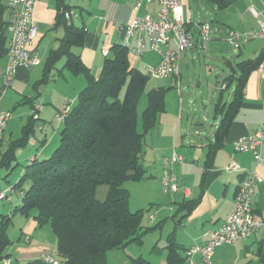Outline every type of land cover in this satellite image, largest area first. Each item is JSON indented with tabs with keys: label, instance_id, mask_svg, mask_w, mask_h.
I'll return each mask as SVG.
<instances>
[{
	"label": "crops",
	"instance_id": "obj_1",
	"mask_svg": "<svg viewBox=\"0 0 264 264\" xmlns=\"http://www.w3.org/2000/svg\"><path fill=\"white\" fill-rule=\"evenodd\" d=\"M134 1L69 0L73 6L71 10L76 14L71 18L72 23L83 26L85 30L84 44L75 51L79 53L81 60L95 77L99 75L105 57L111 55V46L122 42V32L118 26L130 22L135 14L140 15L147 10L156 14L158 9L156 0L149 5H142L137 12L133 11ZM183 1L185 0H181L182 5ZM211 4L222 11L217 12L220 23L222 22L221 26L214 27L211 32L212 26L209 24L210 38L205 46L212 50L210 58L216 60L218 59L216 51L221 41H227L226 35L230 29L246 31L257 27L258 21H264V0H229L223 7L215 3ZM251 7L257 14L250 10ZM55 13L54 0H36L32 15L37 34L32 47L37 52L40 62L29 68H16L9 87L14 86L18 90L4 88V80L0 77V109H14V104L17 105L20 97L22 101L28 102L30 108L32 98L41 102L39 119L35 121L37 124L34 123V128L38 125V129L31 133L25 146L15 150L16 161L19 164L20 161L27 163L35 157L44 159L52 154L55 146L59 144L58 132L63 126L62 123L54 124L55 113L64 107L67 100L75 102L78 92L86 85L82 74H73L63 67L65 59L62 57L51 69L48 82L34 86L42 75L47 53L57 47L58 39L63 35V28L54 26ZM188 13H190V23H209L201 18L195 21L191 11L185 13L186 17ZM137 36L138 33L131 36L127 46L128 64L143 72L142 69L146 66L159 61V55L145 48L140 57H137L132 50L136 46ZM198 47L197 45L183 51L178 61L177 74L165 78L175 82L176 79L180 80L181 64L187 63L189 58L193 59L195 54L203 56L204 53L201 54V49ZM239 49L240 57L236 65L243 60L256 58L264 50V39H252L242 44ZM103 50H106V55L101 52ZM4 63L5 58L0 60V68ZM207 66L209 71H223L213 63H207ZM237 72L236 70V74ZM223 80L219 87L222 86ZM173 81L172 83H175ZM171 85L170 83L166 88L172 89ZM233 89L234 85L228 101L222 100L223 93L220 90L212 113L214 124H208L209 128L201 135L200 132L195 131L199 135L197 138L188 133L191 124H181L182 110L176 103L172 102V111L168 114L164 99V110L157 115L156 125L148 131L142 142L141 162L146 169L145 177L136 182L132 181L129 188L126 187L130 193L129 201L133 197V208L145 209L141 222L143 232L141 242L123 247L125 252L109 250L106 253V264H128L131 257L139 256L150 264H167L166 247L169 239L175 241L181 257H184L185 248L194 243L204 242V231L221 224L231 212L236 191L242 181L243 173L224 170V166L231 160L247 170H255L261 176L262 180L254 187L251 207L256 217H264V144L260 146L261 161H256L251 152H237L233 147L235 140L251 134L259 126L258 124L264 121V72L255 68L248 74L239 107L234 112L226 138L222 145L215 149L211 161L208 159L207 153L214 142V133L223 113L227 111V104L233 98ZM30 115L31 113L27 115V119ZM7 122L0 143V146L5 144L4 150L10 141L21 136V128L26 123L16 124L13 116ZM174 152L182 157V160L173 166L178 179V189L174 192L164 191L161 176L163 168L166 167L165 158ZM0 190L5 188L0 187ZM10 198L5 201L12 202L13 196L11 195ZM20 200L21 196L18 195L17 202L12 204V208L19 204ZM5 207V212L9 213L11 207ZM146 212L148 216H145ZM33 215L35 214L32 213L30 217L25 216L24 219L18 218L17 222H13L18 226V231L13 232L12 236L8 233L11 239L5 257L8 264H27L41 259L44 253L53 255L55 249L51 247L50 241L44 240L40 234ZM262 257H264V225L249 237L238 239L234 244L219 245L212 254L211 264H264ZM60 259L59 262L64 264ZM1 264L4 263L1 261ZM178 264L187 263L182 260Z\"/></svg>",
	"mask_w": 264,
	"mask_h": 264
},
{
	"label": "trees",
	"instance_id": "obj_2",
	"mask_svg": "<svg viewBox=\"0 0 264 264\" xmlns=\"http://www.w3.org/2000/svg\"><path fill=\"white\" fill-rule=\"evenodd\" d=\"M54 1V26L62 27L63 35L58 39L57 47L47 53L42 75L34 86L48 82L51 69L62 57L65 59L63 67L73 74H82L86 85L78 92L75 102L70 105V112L63 119L62 129L58 132L59 144L52 154L25 163L17 182L7 187L9 197L14 192L21 196V200L9 213L0 211V260L7 256L11 243L8 227L13 216L28 217L35 211L33 216L38 226L50 223L56 238L57 255L64 264H106L109 250L141 242L145 209L129 210L130 193L123 185L145 177L146 169L141 162L142 142L156 125L157 115L164 110L167 88L148 89L147 104L139 116L141 129L138 130L137 102L149 80L148 74L131 67L127 46L115 43L110 48L111 55L105 57L100 73L95 77L75 51L84 44V27L74 25L71 20L67 22L64 16V12L73 6L69 0ZM207 1L219 7L229 2ZM5 2L0 0V60L5 58L8 41V7ZM263 57L264 50L256 58L239 62L238 74L231 67L233 72L223 80L225 86L221 90L234 82L233 98L214 133V142L207 153L209 161L226 138L248 74ZM38 119L31 113L21 128V136L9 142L0 156V171L10 174L19 165L15 150L26 145ZM102 184L107 186V191L100 201L95 193ZM166 248L167 264L185 260L179 255L173 239H169ZM43 263L37 259L27 264ZM128 264L150 263L139 256L131 257Z\"/></svg>",
	"mask_w": 264,
	"mask_h": 264
},
{
	"label": "built area",
	"instance_id": "obj_3",
	"mask_svg": "<svg viewBox=\"0 0 264 264\" xmlns=\"http://www.w3.org/2000/svg\"><path fill=\"white\" fill-rule=\"evenodd\" d=\"M154 0H135L133 11L139 10L142 5H149ZM158 9L156 14L147 10L143 14H135L132 20L126 24L119 25L122 32V44L129 45L131 36L138 33L134 53L140 57L145 48L159 55V61L145 67L148 76L171 77L178 71L179 58L183 51L199 46L204 50L210 38V26L207 22L190 23V13L185 16L181 0H156ZM8 7V41L5 63L0 68V77L3 78L4 88L11 85V81L17 67L29 68L39 64L40 59L32 47L37 34L36 24L33 18L36 0H6ZM254 13L255 10L251 7ZM76 14L70 10L64 12L67 22ZM256 38L264 39V21H258V26L246 31L230 29L226 35L227 42L231 47L239 49L242 44ZM173 46H172V45ZM104 55L106 50L101 51ZM256 69L264 72V57L258 63ZM225 86L222 84V88ZM72 101L67 100L64 107L57 111L54 120L62 123L71 110ZM41 102L33 100L32 114L39 118ZM12 117V112L0 109V141L2 140L7 121ZM249 135L238 138L233 142L234 150L237 152H251L256 161H261L260 146L264 144V121ZM182 160L181 155L172 153L165 158L166 167L161 176L164 191L174 192L178 189V179L173 171V166ZM227 172L243 173L242 181L234 197L233 208L225 217L223 222L214 228L204 231L205 241L194 243L185 248L184 257L187 264H211L214 250L223 244H234L238 239L247 238L258 228L264 225V217H256L251 207V197L255 184L262 178L255 170H247L236 161L231 160L224 166ZM7 189L0 191V200L9 199ZM41 260L47 264H59L51 253H44ZM8 264L7 258L1 260Z\"/></svg>",
	"mask_w": 264,
	"mask_h": 264
},
{
	"label": "rangeland",
	"instance_id": "obj_4",
	"mask_svg": "<svg viewBox=\"0 0 264 264\" xmlns=\"http://www.w3.org/2000/svg\"><path fill=\"white\" fill-rule=\"evenodd\" d=\"M184 12L191 11L193 19L196 21V19H203L207 20L211 24V32H213L214 27L221 26L220 19L217 16V12H222L221 10L217 9L213 4L207 2L206 0H185L183 1ZM206 48V47H205ZM211 49L206 48L205 51L201 50L204 53L202 55L195 54V57L193 59H190L186 61L187 63L181 64L180 72H181V79H176V82L165 78V77H159V76H150L149 80L145 86L144 92L141 94L138 100L137 104V112H138V130L141 129V119L139 116H141V112L146 106V92L148 89L152 87H167L172 84L171 88H168L165 93V101L166 102V108L168 110V114L172 111V102L176 103V105L182 110V119L181 124H191L188 130V133H191V136L197 138L199 135L195 133L200 132V135L205 129L207 130L209 127L208 124H214V118H213V112H214V105L216 103V99L219 96L221 81L230 75L234 70L237 69L236 62L237 59L240 57V49H235L231 47V45L223 40L221 41V45L216 51V54L218 55V59L212 60L210 58L211 55ZM215 53V52H213ZM189 55V54H188ZM214 55V54H213ZM203 58V59H202ZM212 60V61H211ZM231 63L229 66L228 63ZM207 63H213L219 69H222L223 71H209ZM145 73V69H142ZM219 74V75H218ZM175 82V83H172ZM234 82H232L228 87L221 92L223 93V99L228 101L231 97V90L233 88ZM10 90H18L14 86L9 87ZM122 91V95H123ZM214 95V97H213ZM14 109L9 111L12 112L13 120L16 122V124L21 125V123H25L27 121V115L29 113H32V108H30L28 102L22 101V97L18 99L17 105L14 104ZM11 108V107H10ZM207 109V110H206ZM6 110V109H5ZM31 110V111H30ZM30 111V112H29ZM12 118V117H11ZM189 118V119H188ZM37 122V120H35ZM35 122V123H36ZM58 122L54 120V124L56 125ZM37 124V123H36ZM38 125H35V129L37 130ZM21 128V126H20ZM5 144L0 146V154L4 150ZM20 161V160H19ZM25 162L20 161V164L13 169L10 174H7L6 171L1 170L0 171V187L7 189L6 194H9V184H13L17 182L19 176L22 173V168ZM5 174H7V177L5 179ZM132 181L124 182V187L130 186ZM26 187V185H25ZM107 191V186L102 184L99 185L96 188L95 196L98 200L102 201L105 197ZM11 195L13 196L12 202H6L4 200H0V211L5 212L6 207H11L12 204L17 202V194L12 192ZM11 199V198H10ZM133 197L129 201V210L135 211V208H133ZM4 208V209H3ZM35 213V211H33ZM148 212L145 213V216ZM153 213V212H152ZM32 215V214H31ZM29 215V217L31 216ZM18 218L24 219L25 216L21 214H15L12 219V223H10L8 227V233L10 236H12L13 232L18 231V226L13 224V222H17L16 220ZM40 229V234H42V237L47 242L50 241L51 247L55 249L53 252V256L55 258H59L57 255V244H56V238L52 231L50 223H46L45 225L38 226ZM116 251L119 252H125V249H116ZM110 254V253H109ZM61 260V259H60ZM1 264V260H0ZM45 264V263H44ZM61 264V263H60ZM111 264V263H110Z\"/></svg>",
	"mask_w": 264,
	"mask_h": 264
},
{
	"label": "water",
	"instance_id": "obj_5",
	"mask_svg": "<svg viewBox=\"0 0 264 264\" xmlns=\"http://www.w3.org/2000/svg\"><path fill=\"white\" fill-rule=\"evenodd\" d=\"M228 64H229V66L231 65V63H230V62H229Z\"/></svg>",
	"mask_w": 264,
	"mask_h": 264
}]
</instances>
